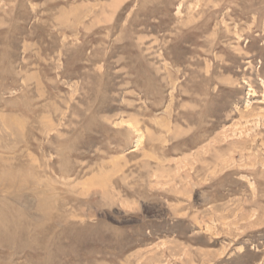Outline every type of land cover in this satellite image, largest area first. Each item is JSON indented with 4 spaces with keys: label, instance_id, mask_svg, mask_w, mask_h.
<instances>
[{
    "label": "rangeland",
    "instance_id": "rangeland-1",
    "mask_svg": "<svg viewBox=\"0 0 264 264\" xmlns=\"http://www.w3.org/2000/svg\"><path fill=\"white\" fill-rule=\"evenodd\" d=\"M0 264H264V0H0Z\"/></svg>",
    "mask_w": 264,
    "mask_h": 264
}]
</instances>
